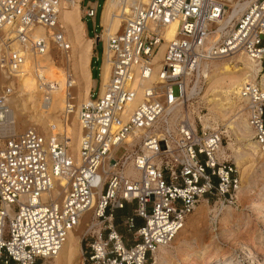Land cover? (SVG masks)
Listing matches in <instances>:
<instances>
[{"label":"built area","instance_id":"built-area-1","mask_svg":"<svg viewBox=\"0 0 264 264\" xmlns=\"http://www.w3.org/2000/svg\"><path fill=\"white\" fill-rule=\"evenodd\" d=\"M119 1L124 18L107 41L108 81L81 106L79 157L67 134L47 137L32 127L7 135L0 147V264H55L83 214L82 264H154L200 201L237 203L241 177L222 156L225 130L173 114L192 108L188 90L205 62L242 52L264 77V0H249L236 16L228 0ZM60 4L0 0V64L10 73L20 72L26 55L9 49L7 31L33 53H46L50 43L70 49ZM98 7L99 0H89L84 17L96 20ZM171 24L176 36L166 41L163 29ZM36 26L48 34L33 37ZM66 76V112L73 113L70 69ZM14 92L9 84L0 92V122L12 112ZM241 95L264 151V85L247 82ZM129 206L117 223V212Z\"/></svg>","mask_w":264,"mask_h":264},{"label":"bare ground","instance_id":"bare-ground-1","mask_svg":"<svg viewBox=\"0 0 264 264\" xmlns=\"http://www.w3.org/2000/svg\"><path fill=\"white\" fill-rule=\"evenodd\" d=\"M248 2L249 0H245L244 2H242V0H228L229 5L233 8L232 15H239L247 6ZM81 12V0H61L59 24L61 27L66 29L71 47L67 51H61L62 62L65 66L61 68V72L58 74L56 70H53L56 68V65L53 64L55 62L52 60L53 58L51 55L54 50V43H50V48L46 53L37 54L30 51L28 45L24 46L20 43L16 38L14 31L6 32L4 38L11 39L9 49L24 51L26 60L25 65L20 72L10 73L7 69L8 76H11V78L19 81V86L21 88V94L19 96L21 99L18 101L17 99L15 101L13 100V102L10 103V106L12 107L11 114L4 122H0L1 133L4 135H8L10 131L16 133L17 126L15 112H22L23 110L30 109L32 110V124L37 126L47 137L58 134L68 135L70 138V151L76 158L79 157L82 137V126L80 123L81 106L91 97V91L94 87H96V81L91 78L89 71V63L93 54L95 39L88 36L86 23L81 18ZM123 18L124 15L121 12L120 1L106 0L101 14V25L103 26L101 38L106 42L102 68L101 91L104 90L105 83L108 81L111 68L107 50V41L111 35L116 33L121 28ZM32 34L33 37L46 36L48 34V30L42 26H36L33 28ZM163 36L166 41L174 38L176 36V25L171 24L164 28ZM1 40H3V38ZM165 46L166 43L163 44L162 51L157 58L161 57ZM231 60L242 62L245 65V68H247V71L243 74H238L239 70L242 68L236 67V64H238L237 62L235 65H231ZM66 69H70L72 71L74 85L78 87L77 94L75 96L76 103L73 113L66 112V82H61L62 78L59 77L66 73ZM158 69L159 67H157L156 70ZM260 71V65L245 53H235L230 56L217 58L203 63L195 85L192 89L188 90L189 100L202 94L204 91L205 94L201 97L203 99V97L207 96L209 92H215L219 88L222 90L221 93H230L225 96L226 102H222L221 100V102H218L214 108L218 111H224L229 108L227 107V104L231 103L232 107L235 106V108L238 109L234 112L235 114L227 123L228 128H236L237 132L241 136V141L246 147V152L244 154L241 152L236 154L237 158L248 155L255 156L259 154L260 146L257 141L255 142L253 140L255 131L249 124L246 101L241 95V89L245 83L255 82L260 74ZM44 76L47 81L54 80L56 82L53 89L46 88L43 85L42 78ZM2 79L3 78L0 77V83H2ZM261 84L264 85V81H261ZM46 95L49 96L48 99H46ZM236 99H238V101ZM190 104H193L191 100ZM241 104L243 105L241 106ZM61 107H63V110H60ZM193 107L190 111L185 112L181 109V107L177 108L174 111L173 118L176 119L187 116L192 122H194L196 112L193 110ZM197 114L200 116L205 127L213 128L217 125V115L212 114L202 116L199 112ZM41 127H43V129ZM221 153L222 156L227 157V153L224 148H222ZM130 172L136 174V171L132 167L130 168ZM250 189L251 188L247 186H243L242 189L240 187L239 193L246 194L250 191ZM208 205L207 201L203 200V204L197 209V213L201 214ZM250 207L260 215L259 217H261L264 225V198H253L250 202ZM222 212L223 217L220 219L221 232L217 235V237L214 235L211 238V244H216L217 238L219 239L220 237L231 240L238 236L236 234L239 231L235 234L229 226L234 219L235 212L233 207L223 206ZM84 218L85 214H83L75 229L69 232L63 248L54 259L55 264H75L76 258L82 251V236L78 233V229L83 226L86 228L87 219L85 220ZM185 225L176 237L185 231ZM182 238L183 237H181V239ZM257 238L261 243L259 250H263L264 232L260 231L257 234ZM190 244V240L185 238L179 241L175 248H171L169 246L170 244L161 246L156 254V261L154 264H174L173 262L175 261V258L178 261L177 264H198L196 259L203 260L204 262L201 264H264V253L257 251L255 246L256 244L253 245L245 241L240 240L239 242V244H241L240 249L242 252H240L242 253L241 256L243 259H239L234 254L226 253L208 256V247L197 249L199 245L192 246Z\"/></svg>","mask_w":264,"mask_h":264},{"label":"rangeland","instance_id":"rangeland-1","mask_svg":"<svg viewBox=\"0 0 264 264\" xmlns=\"http://www.w3.org/2000/svg\"><path fill=\"white\" fill-rule=\"evenodd\" d=\"M106 0H99V7H98V14L96 17V20L92 18H86L85 16V6L87 2H84L82 6V12H81V18L82 20L87 23L88 27L90 29L94 28V24H98L96 28V34L99 35L103 33V26L99 24L101 11L103 6L105 5ZM244 2V1H242ZM44 28V27H43ZM66 34L67 31L64 28ZM100 35V36H101ZM68 37V36H67ZM91 37L95 39L94 43V50L93 54L95 56L94 61V76L98 79V86L97 90L94 92V98H98V93L101 87V80H102V68L104 63V42L102 38H100L99 43H97V40L99 38L96 37L95 33H91ZM54 50L52 51V60H54L56 65V68L53 70L57 71V74L61 72V68H63L65 65L62 62V56L61 51L58 50L54 45ZM240 53V52H239ZM236 60H231V65L236 64ZM236 67H240L242 69L239 70L238 74H243L247 71V68H245V65L242 62H237ZM3 68V71H2ZM60 68V69H59ZM6 72V73H5ZM52 72V71H51ZM0 77L2 79V83H0V92L4 88L6 84L11 85L15 92L9 99V104L15 101L17 99L20 100V86L19 81L11 78V76H8L7 69L4 67L3 64H0ZM62 78L63 83L66 82V73L59 76ZM64 79V80H63ZM259 82H263L264 78L262 77V74L260 73L257 80ZM255 81V82H256ZM75 88H73L72 92L76 96L78 87L74 85ZM221 88L217 89L215 92L211 91L207 94V96L201 98L205 92L203 91L202 94L195 96L193 98L194 100L192 103L194 104L193 110H195V121L197 118H199V121L202 123L200 116L197 114L198 112L202 115H217V125L213 128H221L225 130V138H224V149L227 153V158L231 159V161L236 165L238 174L241 177V189L243 186L250 187V191L246 194L238 193V200L236 205L232 206L234 209V219L230 223L231 230L236 234V238L233 239H225L223 237L217 238L216 244H211V238L221 232V221L220 219L223 217L222 209L223 207L219 204L216 205V202L209 203V205L205 208V210L199 214L197 213V209L202 206L203 200L199 202L196 210L190 214L186 220L185 225V231L180 233L174 240L170 243L171 248H175L176 244L181 241L182 239H189L190 245L195 246L199 245L197 249L208 247V256H214L216 254H234L239 259L242 258V251H241V244H239L240 240L245 241L250 244H256V249L260 253H264L263 250L260 249V240L257 238V234L262 231L264 232V225L261 220L260 215L253 210V208L250 207V202L253 198H264V151L259 147V154L255 156H243L241 158H237L236 154L241 152H246V147L244 143L241 141V136L237 132L236 128H228L227 123L230 120V118L235 114L238 109L232 107L231 103L227 104L228 109L224 111H218L215 109V105L218 102H226L225 96L230 94L229 92L221 93ZM205 98V99H204ZM238 101V99H236ZM243 104H241L242 106ZM62 108V109H61ZM60 110H63V107H61ZM203 108V111H202ZM244 108V107H243ZM192 109V108H191ZM190 109V110H191ZM189 110V111H190ZM184 111V110H183ZM198 111V112H197ZM20 112V113H19ZM16 114V126H17V132H21L27 128H36L39 130V128L35 125H33L31 120L32 110L26 109L21 111L15 112ZM203 124V123H202ZM204 126V125H203ZM205 127V126H204ZM43 129V127H41ZM210 128V127H205ZM40 131V130H39ZM44 131V130H43ZM16 132V133H17ZM41 132V131H40ZM43 133V132H42ZM10 134H13L12 131H10ZM7 135H4L0 132V147L3 145L5 137ZM255 137V136H254ZM253 137V140L256 142L257 139ZM232 145V147H231ZM252 190V191H251ZM226 206V205H225ZM131 206L127 209L130 210ZM126 211V213H127ZM124 213V214H126ZM121 214L119 218L117 219V223H121V217L124 215ZM117 217V215H116ZM85 220L87 217L84 218ZM123 228V226H120ZM236 228V229H235ZM85 231V227H81L78 229V233L83 236V233ZM241 232V233H240ZM254 233V234H253ZM128 238L131 239L133 236L132 233H127ZM180 236V237H179ZM179 237V238H178ZM181 237H183L181 239ZM240 237V238H237ZM248 237V238H247ZM240 239V240H239ZM175 242V243H174ZM195 243V244H194ZM211 244V245H209ZM241 251V252H240ZM82 252V251H81ZM243 259V258H242ZM198 264L203 263L204 261L201 259H196ZM174 264H177L178 261L175 258ZM75 264H82V255L81 253L75 260Z\"/></svg>","mask_w":264,"mask_h":264},{"label":"crops","instance_id":"crops-1","mask_svg":"<svg viewBox=\"0 0 264 264\" xmlns=\"http://www.w3.org/2000/svg\"><path fill=\"white\" fill-rule=\"evenodd\" d=\"M84 2H87L86 5H88L89 0H81V6H83ZM101 14H102V11H101ZM99 24L101 25V16H100ZM97 25H98L97 23L94 24V28L93 29H90L88 27L87 23H86L87 34H88L89 37H91V33H95V35H96V32L95 31H96ZM93 58H95L94 54H92L91 59H90V63H89V69L90 70L89 71H90L91 78L96 81V86H97L98 85V79L97 78H94V76H93V69H94V67L92 66V60H93Z\"/></svg>","mask_w":264,"mask_h":264},{"label":"trees","instance_id":"trees-1","mask_svg":"<svg viewBox=\"0 0 264 264\" xmlns=\"http://www.w3.org/2000/svg\"><path fill=\"white\" fill-rule=\"evenodd\" d=\"M94 61H95V58H93V60H92V66L94 67ZM93 76H94V69H93ZM94 78H96L95 76H94ZM126 211L127 210H121V211H118L117 212V216H118V218H119V216H121V214H124V213H126ZM128 212V211H127Z\"/></svg>","mask_w":264,"mask_h":264},{"label":"water","instance_id":"water-1","mask_svg":"<svg viewBox=\"0 0 264 264\" xmlns=\"http://www.w3.org/2000/svg\"><path fill=\"white\" fill-rule=\"evenodd\" d=\"M100 39L97 40V43H99Z\"/></svg>","mask_w":264,"mask_h":264}]
</instances>
